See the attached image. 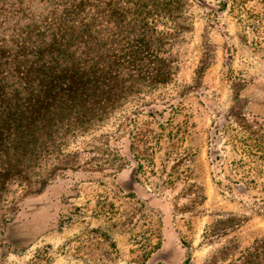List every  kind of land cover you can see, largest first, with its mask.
I'll return each instance as SVG.
<instances>
[{"label":"rangeland","instance_id":"1","mask_svg":"<svg viewBox=\"0 0 264 264\" xmlns=\"http://www.w3.org/2000/svg\"><path fill=\"white\" fill-rule=\"evenodd\" d=\"M199 1L178 20L174 81L62 142L53 163L73 169L25 202L17 224L31 240L0 248V264L254 255L264 237V0Z\"/></svg>","mask_w":264,"mask_h":264},{"label":"trees","instance_id":"2","mask_svg":"<svg viewBox=\"0 0 264 264\" xmlns=\"http://www.w3.org/2000/svg\"><path fill=\"white\" fill-rule=\"evenodd\" d=\"M188 5L0 0V248L27 246L31 238L17 224L25 202L73 169L53 163L62 142L103 123L134 95L174 81V50L186 31L178 20ZM254 245V255L247 249L235 264L264 260V237Z\"/></svg>","mask_w":264,"mask_h":264}]
</instances>
